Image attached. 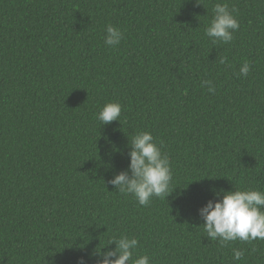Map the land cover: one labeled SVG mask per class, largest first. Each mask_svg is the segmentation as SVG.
Listing matches in <instances>:
<instances>
[{
    "label": "trees",
    "instance_id": "16d2710c",
    "mask_svg": "<svg viewBox=\"0 0 264 264\" xmlns=\"http://www.w3.org/2000/svg\"><path fill=\"white\" fill-rule=\"evenodd\" d=\"M200 2L0 0V264H97L119 235L152 264H264V241L221 246L199 214L213 189L264 190V0H226L240 23L228 44L205 35L225 0ZM117 101L121 122L102 125ZM139 131L173 172L147 206L109 183L131 174Z\"/></svg>",
    "mask_w": 264,
    "mask_h": 264
},
{
    "label": "clouds",
    "instance_id": "9594fccd",
    "mask_svg": "<svg viewBox=\"0 0 264 264\" xmlns=\"http://www.w3.org/2000/svg\"><path fill=\"white\" fill-rule=\"evenodd\" d=\"M198 3H201L198 0ZM213 16L205 28V35L213 44H228L234 38V33L240 28L238 11L229 7L226 2L215 3ZM124 39V32L109 24L106 27L104 42L106 46H118ZM222 58L220 63H225ZM252 71L251 62L245 61L239 69V75L247 77ZM209 85L208 91L215 92L211 81H202ZM122 104L108 102L97 115L102 125L120 120ZM131 151L130 172L122 171L109 181L119 193L132 195L136 201L147 206L154 197L167 198L173 191V179L170 157L163 151L162 142H158L150 131H139L130 137ZM235 191H216V199L209 200L206 206L199 210L204 221L202 227L212 241H219L221 246L230 242H251L257 239L264 241V190L260 188H238ZM222 196V199L220 198ZM115 244L114 250L104 249ZM139 240L128 235L112 237L106 246L100 247L94 253L99 256L97 264H152V257L148 254L135 255ZM246 250L233 248V260L240 261ZM80 264H85L83 258Z\"/></svg>",
    "mask_w": 264,
    "mask_h": 264
}]
</instances>
